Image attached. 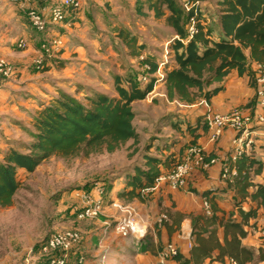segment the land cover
<instances>
[{
    "label": "trees",
    "instance_id": "1",
    "mask_svg": "<svg viewBox=\"0 0 264 264\" xmlns=\"http://www.w3.org/2000/svg\"><path fill=\"white\" fill-rule=\"evenodd\" d=\"M39 1L42 3L40 7L47 6V0ZM181 1L184 2L137 0V4L147 6V10L153 12L156 19H165L167 26L179 37L172 47L176 67L166 69L162 80L169 100L192 105L205 98L210 103L223 90L212 87L222 83L234 71L241 77L247 74L256 91L255 70L259 65L264 67V0H217L218 13L213 19L214 30L207 28L210 19L202 15L203 11L199 7L200 4H208L209 0H187L189 11L185 10ZM192 16H196L198 21V33L194 37L189 33ZM117 38L128 48L130 56L138 58L147 81L139 83V73L136 72V75L124 78L115 77V88L119 94L117 98L94 93L86 97L84 103L61 91L59 97L41 104L35 112L31 141L25 146V152L11 149L0 161V209L13 206L20 189L18 175L21 171L33 174L44 161L52 157L74 159L82 155L114 154L130 141L134 145L139 143L140 136L134 126L136 114L132 104L146 100L154 91L159 80L155 76L160 67L155 57H143L141 51L145 49V45L140 46L137 35L133 36L130 31L122 29L117 33ZM48 62L41 71L46 69ZM145 66L149 69H145ZM124 83L126 87L123 86ZM205 118H200L197 126L208 133ZM196 129L188 127L190 133ZM198 137L195 136L186 152L189 147L196 145ZM184 156L177 161L172 156L163 160L146 155L142 166H134L135 173L126 176V188L118 193V199L110 200L109 203L144 202V198L152 193L143 196V191L155 188L158 180L181 163ZM162 169H165V173ZM231 169L235 170L236 175L227 186L235 191L239 199V202L234 203L237 213L219 216L216 203L210 199L213 191L203 194V198L211 204V216H207L205 212L204 215L164 212L169 221L163 227L168 229L171 226L180 227L186 219L192 222L194 246L190 251L191 259L185 260L180 255L175 259L176 262L220 264L225 259H233L238 264H264V242L259 249L249 248L244 244L249 235L247 229L255 227L251 222L257 220L259 210L264 213V185L254 182V178L263 172V163L258 157L244 154ZM106 184H103L105 189ZM248 201L255 207L245 211L243 204ZM79 210L76 212V219ZM162 247L150 243L144 251L157 255ZM79 248L72 253L71 258Z\"/></svg>",
    "mask_w": 264,
    "mask_h": 264
},
{
    "label": "crops",
    "instance_id": "2",
    "mask_svg": "<svg viewBox=\"0 0 264 264\" xmlns=\"http://www.w3.org/2000/svg\"><path fill=\"white\" fill-rule=\"evenodd\" d=\"M37 1L38 0H26L28 7L39 9ZM50 1L51 3L43 8L41 7V9L50 8L59 2V0ZM79 1L82 5H88L91 1L96 0ZM46 3L47 2H45V4ZM203 5L204 3L202 6ZM205 5H207V2ZM1 10L2 9H0V12ZM16 10L18 9L10 7L4 13V21L6 23L3 24L0 21V58L7 59L9 63L18 69L17 72H19L16 76L17 79L13 83L12 81L7 82L0 92V141L6 140L7 142L14 143L22 142V140H24L21 138L22 135L19 136V132L11 129H15L13 123L10 124L12 121V119H10L11 116L13 120L21 121L31 110L34 111L32 114L33 117L29 122V127L33 131L36 110L39 109L41 104L49 103L52 99L59 97L61 91L76 97L81 102L85 101L86 97L92 96L94 93H102L115 98L119 97L115 88V77L124 78L126 77L124 75H126L129 70L127 71L122 68V56L114 49L118 45L102 37L103 34L100 33H95L96 39H90V25H88V23L83 25L80 23L81 12H72V14L68 16V21H66V23L58 27L50 28L46 34L36 32V35L35 33H31L27 28L28 25L23 23L22 18L18 16L17 13H14ZM21 10L25 12L22 8H19V14H22ZM147 13L152 16V20L157 22L162 21L167 25L165 19H156L153 12L147 11ZM14 23L17 25L16 32L19 30L21 31V33L17 35L14 31ZM2 25L4 27L1 28ZM140 27H142L143 31L147 30L144 25H140ZM56 38H62L65 43L64 50L58 57L59 61H49L44 71L36 70L33 66V61L38 57L41 44L45 40ZM21 39L27 42V47L20 50L21 52H17L14 49V43ZM74 39H77V41ZM116 39L119 40L118 38ZM80 41L85 45L76 44ZM113 44L115 47H113ZM122 46L127 57L132 59L131 64L135 65L134 68H136V72L141 70L138 58L129 55L128 48L125 44L122 43ZM142 55L143 57L148 56L146 54ZM174 67H176L175 62L169 69L172 70ZM161 76L164 78V71L161 72ZM109 78H113L114 82L112 84H106L109 82ZM78 80H85L86 82V85H84L86 88L82 90L83 92L80 94L76 88H73V85L76 84L75 82ZM161 84L165 86L163 81L160 82V85ZM123 86L126 87V84L124 83ZM216 87L223 88V90L214 96L210 103H207L205 98L200 99L192 105H186L178 100L170 101L167 96L166 87L164 92L159 95L156 93V85L154 91L146 100L137 101L132 104L136 114L134 126L140 136V144L136 145L133 151L125 153V163L120 167H116L118 171L120 170V180L115 179L114 181H108L111 184V192L105 197L108 205L110 200L118 199V193L126 188L125 183L119 185V181L125 180L128 175H133L135 173L134 166H142L146 161V155L163 160L172 156L173 159L178 161L184 156L186 148L197 135L199 137L196 139V145L208 152L212 159L220 158L221 161H223L232 155L235 149L233 141L237 136L235 131L227 129L224 131L220 140L214 142L207 132H203L201 128H198L197 122L200 118L215 114H225L238 107L246 108L255 115L257 113L254 104L256 92L250 83L249 76L246 74L241 77L235 71L229 74L222 83L215 84L212 88ZM16 89L20 90L15 91ZM210 90L211 89H208V91ZM7 104H9V106ZM5 106L8 108L5 111H1V109H5ZM19 113H21V115ZM6 115L10 117L7 118L5 117ZM177 124L179 125L178 127L176 126ZM189 126L198 129L190 133L188 131ZM250 139L252 146L251 149L246 151V154L258 157L263 163V172L261 175L254 178V182L264 185V125H257L254 126V128L252 126L250 130ZM133 144L134 142L130 141L126 145ZM137 148L139 151H136ZM11 149L22 152L20 150L21 148L19 149L18 147H2L0 148V152L2 150L4 155H0V161ZM134 151L136 154L130 155V153L133 154ZM119 152L120 151L107 155H115ZM162 170L165 173V169ZM221 170L222 164L218 162L207 171H195L189 177L186 188L179 191H173L166 183L158 182L154 192L145 197L144 202L136 201L133 205L137 207L139 213L146 221L151 225H155L159 216L166 211L185 215H204L203 194L213 191L210 199L216 203L220 211L218 213L219 216L222 217L224 214L229 215L232 212L237 213L234 203L239 202V199L236 197L234 190L229 189L227 184L220 181ZM78 198H80V200L78 199V205L82 207V195ZM252 206L255 207L254 204L248 201L243 204V209L248 211ZM116 214V211L108 206L99 218L85 222L97 225L98 229L93 232L96 234L100 232L97 235H100L102 240H104L107 238L106 231L108 228L115 224ZM236 218L238 222H240V218L237 215ZM251 223L254 224L255 227L247 229L249 235L244 241V244L249 248L259 249L263 246L264 242V237L261 234V230L264 226L263 210H259L257 220ZM76 225L79 226V221L76 222ZM153 234L156 238L155 242L159 246L173 243L179 247L185 260L191 259L188 246L190 243L194 246V242L192 238V222L190 219L184 220L180 227L171 226V229L163 227L158 230L156 229ZM220 236H222V232ZM83 249H86V245L83 246ZM81 250L82 249H79L78 252H81ZM75 256L76 255H73L72 258ZM171 264L185 263L175 261Z\"/></svg>",
    "mask_w": 264,
    "mask_h": 264
},
{
    "label": "rangeland",
    "instance_id": "3",
    "mask_svg": "<svg viewBox=\"0 0 264 264\" xmlns=\"http://www.w3.org/2000/svg\"><path fill=\"white\" fill-rule=\"evenodd\" d=\"M47 2V4L51 3L50 0H47ZM37 3L39 9H41L40 4L42 3L39 0ZM180 3L185 10H188L186 3L182 1ZM10 7L18 10L21 8L12 3L11 0H0V9H2L0 21L3 24L6 23L4 13ZM43 7L45 6L43 5ZM199 7L203 11L202 15L208 16L210 19L207 28L214 30L215 23L213 19L218 13L217 0H209L207 5L202 6L201 4ZM18 10L14 13H17L22 18L23 23L28 25L27 28L31 33L36 34L37 31L30 25L25 12L21 10L22 14H19ZM147 11V6L143 5L141 7L137 4V0H96L91 1L88 5L81 4V8L74 12L82 13L80 18L82 25L86 23L90 25L91 29L88 30L92 36V38L89 37L90 39H96L95 33H100L103 34L102 37L117 43L118 46L114 49L122 56V68L129 70L124 76L136 75V68H134L135 65L131 64L132 59H129L124 52L123 42L116 39L117 33L122 29H127L131 35H137L140 46L145 45V49L141 51L142 54L155 57L159 63L160 71L155 77L159 79L156 83V93L160 95L165 89L164 85H160L163 79L161 72L174 64L175 52L172 47L174 41L179 37L162 21L152 20V16ZM139 24L144 25L147 30L143 31ZM13 25L15 26V34L21 33L20 30L16 32L17 25L15 23ZM2 27L4 26L2 25ZM74 40L77 41V39ZM76 44L85 45L82 41ZM113 47H115L114 44ZM14 49L17 52L23 50L18 48L17 41L14 43ZM12 66L16 68L14 65ZM137 73H139L138 82H146L144 71L139 70ZM17 74L12 83L17 79ZM113 82V78H109V82L106 84H112ZM75 83L73 88H76L79 94L82 93V90L86 88L84 86L86 85L85 80H78ZM19 90L16 89L15 91ZM83 102L86 103V101ZM7 105L9 106V104ZM7 108L5 106V109H1V111H5ZM33 113L34 111L31 110L21 121L13 120L11 116L12 121L10 124L13 123L15 127V129H11L19 132V136L22 135L21 138L24 140L21 139L22 142L18 143L1 140L0 148L13 146L21 148L20 150L24 152L25 146L31 141L30 133L32 130L29 127V122L33 117ZM19 114L21 115V113ZM5 117L9 118L10 116L6 115ZM138 144L140 142L135 145H125L115 155H107L106 153L91 156L82 155L74 159L52 157L44 161L33 174L21 171L18 175L20 189L14 199L13 206L0 209V264H22L32 249L38 247L54 233L65 230H77L83 236V243L79 248L82 250L77 252L74 258H71L70 264H80V258L83 259L81 264H158L157 255L144 251L150 243L158 245L155 242V235L151 231L152 234L143 239H140V237L136 238L139 240L122 239L115 234V225H112L106 231L107 238L102 240L101 236L97 235L100 232L97 234L93 232L98 229L97 225L87 222H79V226L76 225V212L81 207L78 205L80 200L78 197L83 192L89 191L91 185L103 184L115 179L120 180V170L118 171L116 167H120L125 163V153L133 151ZM136 151H139L138 148ZM135 154V151L133 154L130 153V155ZM0 155H4L2 150ZM119 182V185H121L125 183V180ZM106 185V192L108 193L111 190V184L108 182ZM85 245L86 249H83Z\"/></svg>",
    "mask_w": 264,
    "mask_h": 264
},
{
    "label": "built area",
    "instance_id": "4",
    "mask_svg": "<svg viewBox=\"0 0 264 264\" xmlns=\"http://www.w3.org/2000/svg\"><path fill=\"white\" fill-rule=\"evenodd\" d=\"M12 3L20 6L26 13L30 25L40 34H46L51 27H58L66 22L71 11H77L81 8L79 0H60L50 8L37 9L28 7L26 0H11ZM187 3V0H183ZM188 7V6H187ZM190 8L188 7V11ZM189 33L194 37L198 33V21L196 16H192L189 23ZM27 42L23 39L18 41V48L25 49ZM65 47L62 38L45 40L40 48L38 57L33 61V66L40 71L45 67L47 61L58 60ZM143 59V57H141ZM145 69H149L145 66ZM160 71V69H159ZM256 111L253 115L246 108L238 107L225 114H215L205 118V125L208 134L214 142L222 137L224 131L231 129L236 132L237 136L233 141L235 146L232 155L223 161L220 158H213L202 147L195 145L189 147L181 163H179L172 171L162 176L158 182H164L173 191L185 189L189 177L195 171H207L214 164L220 162L222 170L220 181L227 184L232 181L236 175L232 170V165L244 154L251 149L252 142L250 139V130L252 126L264 125V67L259 65L256 67ZM17 74L16 69L5 59L0 58V91L7 82L13 80ZM145 81L147 79L145 78ZM157 182V183H158ZM154 189H146L143 196L154 192ZM106 189L103 184L96 183L92 185L89 191L82 194V207L80 208L77 219L79 222H85L99 218L110 206L116 211L115 234L122 239H140L147 237L151 232L163 228V224L169 221L167 214L162 213L155 225H151L139 213L137 207L133 204H123L119 201H112L107 204ZM203 210L207 216L212 215L211 204L204 199ZM151 231V232H150ZM264 237V229L261 230ZM83 243V236L77 230H65L57 232L45 239L38 247L32 249L22 264H68L72 253L77 250ZM189 251L193 249L190 243ZM181 251L178 246L173 243L164 245L157 254L158 264H171L175 262ZM83 263V259L79 260ZM220 264H238L233 259H225Z\"/></svg>",
    "mask_w": 264,
    "mask_h": 264
},
{
    "label": "bare ground",
    "instance_id": "5",
    "mask_svg": "<svg viewBox=\"0 0 264 264\" xmlns=\"http://www.w3.org/2000/svg\"><path fill=\"white\" fill-rule=\"evenodd\" d=\"M138 238V237H137Z\"/></svg>",
    "mask_w": 264,
    "mask_h": 264
}]
</instances>
